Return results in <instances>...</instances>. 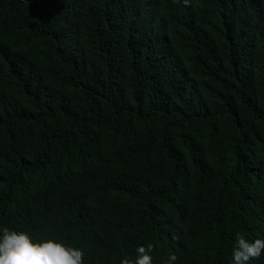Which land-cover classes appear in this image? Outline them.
<instances>
[{
    "label": "trees",
    "instance_id": "obj_1",
    "mask_svg": "<svg viewBox=\"0 0 264 264\" xmlns=\"http://www.w3.org/2000/svg\"><path fill=\"white\" fill-rule=\"evenodd\" d=\"M5 227L84 264L264 240V0H0Z\"/></svg>",
    "mask_w": 264,
    "mask_h": 264
},
{
    "label": "clouds",
    "instance_id": "obj_2",
    "mask_svg": "<svg viewBox=\"0 0 264 264\" xmlns=\"http://www.w3.org/2000/svg\"><path fill=\"white\" fill-rule=\"evenodd\" d=\"M187 3V0H185ZM153 245L139 246L135 249L136 258H124L121 264H153ZM264 252V240L248 241L239 233L233 249L234 264H249ZM84 253L78 248L68 247L54 240L34 241L27 233L3 228L0 235V264H84ZM178 257L169 256L167 264H175Z\"/></svg>",
    "mask_w": 264,
    "mask_h": 264
}]
</instances>
